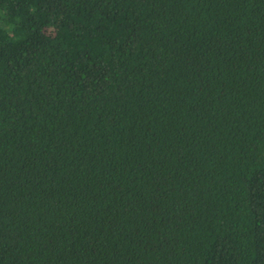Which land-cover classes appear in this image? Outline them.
<instances>
[{
    "label": "trees",
    "instance_id": "obj_1",
    "mask_svg": "<svg viewBox=\"0 0 264 264\" xmlns=\"http://www.w3.org/2000/svg\"><path fill=\"white\" fill-rule=\"evenodd\" d=\"M0 264H264V0H0Z\"/></svg>",
    "mask_w": 264,
    "mask_h": 264
}]
</instances>
